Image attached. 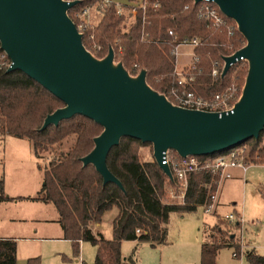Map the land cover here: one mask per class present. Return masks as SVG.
<instances>
[{
    "label": "trees",
    "instance_id": "trees-1",
    "mask_svg": "<svg viewBox=\"0 0 264 264\" xmlns=\"http://www.w3.org/2000/svg\"><path fill=\"white\" fill-rule=\"evenodd\" d=\"M142 1L145 8L139 9L133 18L126 13L119 15L113 3L105 5L100 22L93 28L86 25L82 31L85 48L96 58H103L109 47H113L114 60L130 75L136 76L144 69L146 83L173 102L176 57L172 51L196 38V69L190 73L193 81L187 88L203 97H211L230 88L234 82L240 86L236 98L240 96L247 61L234 63L225 75H221L223 57L246 43L234 20L222 15L224 23L218 27L212 25L199 15L205 6L201 1ZM100 3L101 0H78L68 14L72 17L74 11L88 5L99 8ZM214 63L218 68L216 76L212 75ZM242 63L245 65L239 68ZM63 105L23 72L0 71V134L28 139L38 160L43 159L44 152L50 153L46 165L41 167L38 162L43 170L42 187L35 197L28 198L55 206L63 238L71 242L73 257L80 253V241H87L95 247L94 264H123L122 241L148 242L151 246L163 243L164 225L171 213L183 215L195 211L198 206L212 204L220 176L210 169L190 173L184 198L176 203H164L165 187L173 185L174 181L164 174L152 155L148 158L142 154L141 148L151 143L132 137H122L106 159L109 170L121 181L123 189L111 182L103 184L95 167L83 165L81 161L94 147V138L103 130L101 125L83 115H74L57 126L41 129L46 115ZM263 136L264 129L258 138L242 143L246 145L248 163L260 164L264 160V146L260 147ZM220 153L196 157L204 161ZM9 199L4 193L1 174L0 201ZM113 206L117 208L112 221L113 235L106 239L100 233L95 234L91 225L100 222L103 214ZM239 225L238 221L234 227ZM137 229L140 232L137 233ZM235 238L233 234L225 236L224 230L215 225L201 244L199 264H217L219 250L226 246L234 248L235 257L241 254ZM16 251L14 238L0 237V264H16ZM134 254L135 250L126 259L131 264L135 263ZM244 255L245 264H264V255L254 248L247 249ZM27 264H40V257H29Z\"/></svg>",
    "mask_w": 264,
    "mask_h": 264
},
{
    "label": "water",
    "instance_id": "water-1",
    "mask_svg": "<svg viewBox=\"0 0 264 264\" xmlns=\"http://www.w3.org/2000/svg\"><path fill=\"white\" fill-rule=\"evenodd\" d=\"M199 2L200 0H194ZM235 21L246 43L223 57L221 75L246 60L247 74L241 95L231 111L208 112L171 103L146 83V71L132 76L118 62L113 47L103 58L93 56L82 43L68 10L78 0H0V43L12 64L63 102L46 115L41 129L57 126L74 115L101 125L94 147L81 158L92 164L103 184L121 181L106 159L122 137L149 142L153 158L161 164L167 150L185 157L220 153L258 138L264 129V0H210Z\"/></svg>",
    "mask_w": 264,
    "mask_h": 264
},
{
    "label": "rangeland",
    "instance_id": "rangeland-1",
    "mask_svg": "<svg viewBox=\"0 0 264 264\" xmlns=\"http://www.w3.org/2000/svg\"><path fill=\"white\" fill-rule=\"evenodd\" d=\"M110 1L120 6L142 2ZM122 13L130 15L129 9L124 8ZM101 18L102 11L92 9L89 17L90 27H95ZM194 55V46L189 43L176 47V77L179 72L183 77L190 75V67L195 62ZM114 63L118 62L114 60ZM244 65L240 64L239 68ZM243 85L241 84V92ZM239 87V84L233 82L230 88L227 87L221 92L228 90L231 101L235 103L240 97L236 98L239 95ZM172 100L174 102V96ZM66 146L64 143L63 147ZM261 146H264V136ZM141 152L150 158L153 154L152 146H143ZM49 154L44 152L43 159L38 160L28 139L0 134V175L2 174L6 193L13 196H36L43 184V170L38 167V162L41 167L46 165ZM231 174L232 178H220L215 199L210 206H198L195 211L183 215L176 212L170 214L166 232L167 244L152 247L149 243L137 245L134 241L124 240L121 243L122 257L128 258L135 250L134 264H199L201 244L208 239L210 229L215 224L224 230L225 236L235 235V241L243 252L251 246L258 254L264 255V160L260 164L248 165L245 172L238 168L232 169ZM165 188L164 203H176L181 200L183 188L178 182L167 184ZM10 205V208L0 206V232L17 237V264H27V259L34 256L40 257V264H94L95 247L90 242L80 241V253L73 257L71 242L56 238L59 225L53 220H42L52 219L57 215L52 203L25 199L15 206ZM230 213L235 216L233 221L225 218V215ZM116 214L115 206L107 210L100 222L91 225L94 233L101 232L107 239L112 238V221ZM9 215L15 218L12 224L7 222ZM238 221L239 227H234ZM32 227L37 228L36 234L32 233ZM32 237L39 239H27ZM233 252L234 248L231 246L221 248L217 255V264H245L244 253L235 257ZM124 264L131 263L125 261Z\"/></svg>",
    "mask_w": 264,
    "mask_h": 264
},
{
    "label": "built area",
    "instance_id": "built-area-1",
    "mask_svg": "<svg viewBox=\"0 0 264 264\" xmlns=\"http://www.w3.org/2000/svg\"><path fill=\"white\" fill-rule=\"evenodd\" d=\"M200 1L205 3V6L199 11L200 17L209 21L216 27L222 25L224 23L222 15L224 14L220 11L218 6L210 0ZM110 3H112L110 0H101L99 8H96V5H88L83 7L82 9L74 11L72 17H69L75 23L77 30L82 33L85 26L89 25L91 10L96 8L102 11L104 9V6ZM115 7L117 13L120 15L122 14L125 6L115 5ZM127 8L129 9L130 16L133 18L135 17L139 9L145 8V3L142 1L141 3L127 6ZM169 33L171 35H174L172 31H170ZM187 43L191 44L192 46H196L198 44V41L196 38H193ZM173 53H176V48L175 50H173ZM194 59H196L195 55ZM11 64L12 61L10 57L8 56L7 52L1 47L0 43V71H7ZM190 68L191 70L196 69L195 62L191 65ZM217 74L218 68L216 67V63H214L212 75L216 76ZM191 81H193V77L191 75L183 77L182 73H177L176 88L172 91L174 102L171 103L187 109L217 112L219 114L231 111L233 109L236 102L234 103L233 101H231L228 90L225 92H218L212 97L207 98L198 95L187 88V85ZM245 152L246 145L240 144L233 148H230L224 153H220L214 157H210L205 159L204 161H201L196 156L188 155L182 157L180 155H174L171 150H167L162 157L161 164L168 166L172 175L171 180L174 182H178L183 188V193L180 196V198L183 199L187 187V178L190 173L200 171L202 169H210L213 173L218 174L220 178L230 177L229 170L232 168L239 167L243 171L246 170L249 163L247 162ZM225 218L229 221H233L235 219V216L230 213L226 215ZM136 232H140L139 229H137ZM233 255L235 256V253H233Z\"/></svg>",
    "mask_w": 264,
    "mask_h": 264
},
{
    "label": "crops",
    "instance_id": "crops-1",
    "mask_svg": "<svg viewBox=\"0 0 264 264\" xmlns=\"http://www.w3.org/2000/svg\"><path fill=\"white\" fill-rule=\"evenodd\" d=\"M251 163H249L248 165H250ZM254 165H256V164H254ZM248 167V166H247ZM236 168H238V169H241V168H239V167H236ZM232 169H235V168H232ZM232 169H230L229 170V173H230V177H223L224 179H228V178H232L233 177V175L231 174V170ZM247 169V168H246ZM242 170V169H241ZM246 171V170H245ZM245 171H243L242 170V172H245ZM223 178H221V180L223 179ZM221 180L219 181V184H220V182H221ZM219 184H218V187H219ZM4 180H3V188H4ZM218 187H217V190H218ZM217 190H216V192H217ZM4 193L10 198L9 200H6V201H0V206H7V208H10V206L12 207V205H10V204H14L13 206H15V205H17L21 200H25V199H27V200H32V199H29V198H32V197H35V196H24V195H15V196H13V195H11V194H8V193H6V191H5V188H4ZM215 195H216V193H215ZM29 197V198H28ZM214 199H215V196H214V198H213V201H214ZM32 201H40V200H32ZM40 202H43V201H40ZM43 203H45V202H43ZM25 215H27V214H25ZM226 215H228V214H226ZM225 215V216H226ZM170 216V215H169ZM115 217V216H114ZM34 219H36V218H34ZM15 220V218L13 217V216H11V215H9V216H7V222L8 223H10V224H12L13 223V221ZM37 220H39L38 218H37ZM42 220H45V221H49V220H53V221H55L58 225H59V229H58V231H57V233H56V238L58 237V238H61V239H64L63 238V232H62V229H61V226H60V224L58 223V212H57V215L54 217V218H52V219H48V218H45V219H42ZM168 220H169V217H168ZM167 223H168V221H167ZM167 223L164 225L165 226V231L167 232ZM96 224V223H95ZM216 225V224H215ZM214 225V226H215ZM213 227V226H212ZM32 229H33V232L32 233H34V234H36L37 232V228L36 227H32ZM94 228L93 227H91V230L94 232V230H93ZM166 232H165V239H164V242L163 243H160V244H157V245H163V244H167L168 243V241H167V239H166ZM1 233H3V232H0V237L1 238H14L15 240L17 239V237H15V236H12V235H10V234H8L7 232L6 233H3V234H1ZM98 233H100L104 238H106L101 232H98ZM60 235V236H59ZM27 239H32V240H36V239H39V237H32V238H27ZM107 239V238H106ZM111 239V238H110ZM66 240V239H65ZM17 242V241H16ZM134 242H136V241H134ZM142 243H147L148 244V242H142ZM203 243V242H202ZM136 244H137V242H136ZM139 244H141V243H139ZM139 244H137V245H139ZM157 245H155V246H152V247H156ZM250 248L249 249H251L252 247L251 246H249ZM247 250V249H246ZM243 251L241 250V253H242ZM245 252V251H244ZM243 252V253H244ZM234 253V252H233ZM232 253V254H233ZM234 256V255H233ZM69 260H71L70 258H68ZM127 258H123V264L125 263V261H127L126 260ZM75 262H78V260H75ZM16 264H17V262H16Z\"/></svg>",
    "mask_w": 264,
    "mask_h": 264
}]
</instances>
